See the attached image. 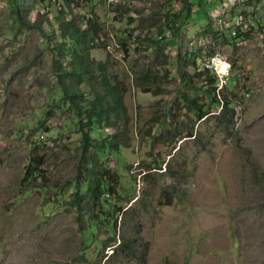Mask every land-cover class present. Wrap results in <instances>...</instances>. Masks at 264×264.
Instances as JSON below:
<instances>
[{
  "label": "rangeland",
  "instance_id": "1",
  "mask_svg": "<svg viewBox=\"0 0 264 264\" xmlns=\"http://www.w3.org/2000/svg\"><path fill=\"white\" fill-rule=\"evenodd\" d=\"M73 2L66 9L72 16L92 15L101 25L91 60L95 68L105 63L124 93L122 120L105 129L121 131V151L82 165L74 114L50 99L61 97L55 60L67 69L68 60L0 0V264H264V0L209 6L208 19L184 25L180 58L170 33L157 49L151 39H160L166 8L180 10L183 0ZM61 7L54 0L37 3L28 10L30 20H52ZM224 11L227 18L243 13L249 26L233 46L205 34L208 24L207 32L224 28ZM54 40L60 41L59 32ZM192 53H219L230 62L228 81L237 82L223 97L234 112L217 116L221 108L201 88ZM182 94L197 97L209 114L197 119L177 103ZM31 159L39 161L42 176L27 182ZM116 166L119 175L104 173ZM79 169L110 179L114 193L106 205L118 216L116 231L112 216L93 239L82 232L91 215L106 210L86 197L82 207L92 206L81 216L66 203ZM120 241L125 248L117 247Z\"/></svg>",
  "mask_w": 264,
  "mask_h": 264
},
{
  "label": "trees",
  "instance_id": "2",
  "mask_svg": "<svg viewBox=\"0 0 264 264\" xmlns=\"http://www.w3.org/2000/svg\"><path fill=\"white\" fill-rule=\"evenodd\" d=\"M7 1L20 24H24L27 28L35 27L38 29L41 35L45 37L43 42L47 43L50 49L58 51L57 56L60 59L68 60V69L63 67L61 60H55V73L58 76L56 85L60 89L61 97L55 102V96L51 94L50 99H52L53 106L63 108L64 111L74 114L76 130L81 136L79 149L82 165L84 162L88 164L90 160L96 165L97 162H101L104 159L107 152L119 154L121 151L119 144L122 137L121 131L116 130L114 134L108 135L105 133V129L122 120L123 110L125 109L123 102L124 93H122V88L117 78L108 70V66L99 63L95 68L94 61L91 60V51L97 47L98 41L96 37L98 32L102 30L101 25L93 19L92 15L87 18L77 15L72 16L66 9L72 8L74 0H54L55 4L64 6L60 10V14L52 20L48 17L39 16L33 22L30 20V12L28 10H33L37 3H49L52 5V0H33L34 2L31 4L29 0ZM84 1L88 4H93V0ZM220 1L222 0H214L209 3V0H183V6L180 10L166 8L159 24L160 39H151V44L156 49L160 48L161 43L163 44L166 41L167 36L165 37V35L170 33L172 36L170 38L171 42H169L174 44V46L178 45L179 58L182 57L180 39L182 38V27H184V24L198 18L208 19L209 6L213 7L219 4ZM194 6L198 7L197 11L194 10ZM47 10L50 11V8L47 7ZM44 25L49 26L48 30L44 28ZM56 32L60 34L59 42L53 41ZM205 33H210L213 36L220 35L226 43L232 46L237 39L242 38L240 31L235 37L226 35L215 28H211L209 32L205 31ZM169 42H166L165 45H168ZM191 56L193 58V62L191 60L192 65L197 70L196 60L201 55L192 54ZM188 63L190 62H186V64ZM187 73V71L181 73V80L184 83H187L190 79ZM148 77L149 74L145 72L143 79H148ZM197 77L199 79L204 77L201 88L208 94L210 103L212 105L221 104V114L218 117H223L226 111L231 110L234 112L231 107L232 101H229L224 96L223 103H221L214 94L215 88L212 87V91L210 90V86L216 84V79L213 75L199 72ZM84 84L89 86V90L84 89ZM177 103L182 105L184 109L193 111L199 120L209 113L199 103L198 98L191 95L182 94L178 98ZM234 116L235 114L232 115V119ZM162 129L164 128L162 127ZM190 135H193L192 131ZM83 168L84 166H82ZM86 170L81 171L79 169L77 177L71 181L75 191L69 203L77 206L79 214L83 215L85 212L80 209V202L85 199L86 195H89L95 203H98L99 206L103 207V210H106V212H102V216L99 215L101 211L98 214L91 215L87 229L81 228L88 238H94L99 232L100 224L103 222L110 223L111 217L114 216L112 209L106 205L109 203L107 198H103L105 195L113 194L114 188L106 175L103 179L101 178L99 170H91L87 174ZM41 171L39 161L31 159L25 169L24 181L31 182L41 178ZM109 171L111 169H106L104 173H109ZM116 174L119 175V173ZM102 201H104L103 204ZM100 218L103 220H100Z\"/></svg>",
  "mask_w": 264,
  "mask_h": 264
},
{
  "label": "clouds",
  "instance_id": "3",
  "mask_svg": "<svg viewBox=\"0 0 264 264\" xmlns=\"http://www.w3.org/2000/svg\"><path fill=\"white\" fill-rule=\"evenodd\" d=\"M220 3V2H219ZM64 7V6H63ZM223 7H220V9H222ZM61 9H62V7H61ZM229 14L226 12V11H224L223 12V14H222V16H220V20L223 18V17H225L226 18V21H227V24H225V25H220V26H223L224 28L223 29H220V28H215V29H217V30H220V31H224V30H227L228 31V35H231L232 37H235L236 35H237V33H239V31H240V34L241 35H243L244 33H246L248 30V28H249V26H248V24L245 22V19H244V17H243V13H233V14H231L230 15V17L229 18H227V16H228ZM196 20V19H195ZM194 21V20H193ZM257 24H259V22H258V20H257ZM185 25V24H184ZM209 25V24H208ZM206 26V28H205V31H207L209 28V26ZM254 25V24H253ZM182 30H184V27H182ZM206 34V33H205ZM227 35V34H226ZM182 43V42H181ZM193 54V53H192ZM191 54V55H192ZM185 55V54H184ZM183 55V56H184ZM201 55V57L200 58H197V60H196V62H197V64H196V66H198V68H197V70H199V72H204V73H209L210 75H213L214 77H215V79H216V84H213V86L212 87H214L215 88V90H214V94L217 96V97H219L220 99L218 100V101H220L221 103H223L222 102V100L224 99V97H223V91H224V89L225 88H227V87H229V85H233V84H235L237 81L234 79V78H232V79H230L229 81H228V79H229V75H230V70H231V64H230V62L225 58V57H223L221 54H219V53H217V54H207V55H205V54H200ZM103 64H105V63H103ZM194 69V71H196V69L195 68H193ZM199 72H197V74L199 73ZM204 77H201V80L203 79ZM212 91V90H211ZM221 95H222V97L223 98H221ZM209 97V96H208ZM216 97V98H217ZM216 106L217 107H220V108H222L221 107V104H216ZM210 112V111H209ZM221 113V112H220ZM209 114V113H208ZM207 114V115H208ZM206 115V116H207ZM219 115V114H218ZM217 115V116H218ZM205 116V117H206ZM204 117V118H205ZM198 119V118H197ZM203 119V118H202ZM192 136H195L196 137V135H192ZM115 155H117V154H115ZM159 167L161 166V164L160 165H158ZM154 167V166H153ZM116 168H117V166L114 168V169H111L113 172H116L117 173V171H116ZM40 179V178H39ZM38 180V179H37ZM86 197H90L89 195H86L85 196V198ZM109 197V195H105L103 198L105 199V198H108ZM91 198V197H90ZM102 198V199H103ZM92 199V198H91ZM85 200V199H84ZM84 200L83 201H81L80 202V209L82 210V211H84L85 213L84 214H86V213H89V211H90V207L92 206H89L88 204L85 206V207H82V204H83V202H84ZM93 200V199H92ZM67 204H69L70 205V203L69 202H66ZM95 203V202H94ZM104 203V201H102V204ZM50 204L51 205H55V203L54 202H50ZM57 204V203H56ZM61 205H63V206H66V205H64L63 203H61ZM94 205H99L98 203H95ZM70 206H73V205H70ZM76 208H77V210H78V207L77 206H75ZM113 211V213H114V211L115 210H112ZM79 212V211H78ZM83 214V215H84ZM82 216V215H81ZM118 218V216H117V214L116 215H114V224L116 225V219ZM112 224V223H111ZM111 224H110V226H111ZM113 224V227H114V230L116 231V227H115V225ZM91 239H93V238H91ZM121 247V248H125V246H126V243H122L121 241H120V243L118 244V246L117 247ZM117 247H115L114 248V250H113V253H115L116 252V248ZM130 251H131V249L130 248H128ZM133 251V253L136 255V250H132Z\"/></svg>",
  "mask_w": 264,
  "mask_h": 264
}]
</instances>
